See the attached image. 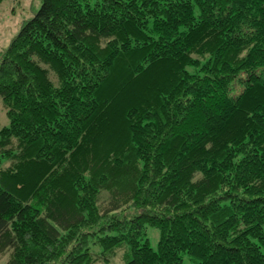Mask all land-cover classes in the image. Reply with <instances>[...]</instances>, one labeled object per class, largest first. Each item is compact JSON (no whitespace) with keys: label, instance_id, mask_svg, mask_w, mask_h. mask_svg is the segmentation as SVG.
Wrapping results in <instances>:
<instances>
[{"label":"trees","instance_id":"trees-1","mask_svg":"<svg viewBox=\"0 0 264 264\" xmlns=\"http://www.w3.org/2000/svg\"><path fill=\"white\" fill-rule=\"evenodd\" d=\"M0 98L6 264H264V0H41Z\"/></svg>","mask_w":264,"mask_h":264},{"label":"rangeland","instance_id":"rangeland-1","mask_svg":"<svg viewBox=\"0 0 264 264\" xmlns=\"http://www.w3.org/2000/svg\"><path fill=\"white\" fill-rule=\"evenodd\" d=\"M40 7H41V0H0V54L4 51V49H6V47L9 45L10 41L12 40V38L15 35H17L23 22L31 19L34 16V14L40 9ZM170 68L171 67L169 66H165L159 69L160 72L157 73V71H155L152 74L154 76L151 75V76L145 77L142 82L136 85V88L145 87L146 84L156 86L158 85V83H161L162 81L166 83L167 80L170 79L169 77ZM51 75H52V80L55 83H57L56 76L52 73ZM149 78H154L155 81L149 82L148 81ZM116 85L121 86L122 90L124 89L123 92H120L119 94V96H122L119 99L120 107L127 105V103L133 99L135 100L134 96L138 93L134 92L136 91V89L133 90L134 86H132V82L127 83V79L123 78V76H120L119 78L115 79V87ZM128 86L132 87L131 91H129ZM148 89L150 90L151 88H148ZM113 91L116 92L117 89L114 88ZM111 95H114V93L110 94L109 96ZM124 123H125V120H124ZM124 123H121L117 115L114 114L113 117H111V122L107 124L108 125L107 129L109 130L110 128L117 129V136H118V132L124 129ZM7 125H9V119L6 115V109H4L2 99L0 98V127H4ZM122 133H123V130H122ZM89 140H91V138H89ZM147 234H148L151 247L153 249H156L158 246L159 238H160V231L157 228L148 227ZM122 256H123V252L118 251L117 256L112 258V260L109 263L98 262L97 264H123ZM8 259H9L8 254L2 256L0 258V264H6Z\"/></svg>","mask_w":264,"mask_h":264}]
</instances>
